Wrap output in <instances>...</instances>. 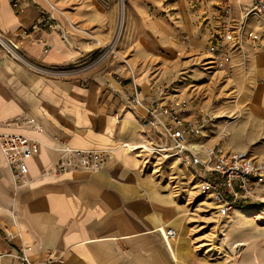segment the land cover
I'll list each match as a JSON object with an SVG mask.
<instances>
[{
    "label": "crops",
    "instance_id": "crops-1",
    "mask_svg": "<svg viewBox=\"0 0 264 264\" xmlns=\"http://www.w3.org/2000/svg\"><path fill=\"white\" fill-rule=\"evenodd\" d=\"M219 1L128 0L118 48L107 53L119 0H28L21 10L0 0V31L45 69L0 46V131L40 144L24 178L0 151V264H17L8 253L21 248L37 264H229L213 257L206 222L196 219L202 194L194 173L139 148L148 141L146 106L125 97L132 80L143 94L177 82L189 101L183 116L214 119L206 145L264 160V18L248 20L260 46L246 44L216 68L202 25ZM232 1L237 16L251 7L250 0ZM41 12L52 13L57 26L39 25ZM68 149L105 151V164L58 172ZM226 217L231 225L245 218L240 209ZM167 228L177 231L169 243Z\"/></svg>",
    "mask_w": 264,
    "mask_h": 264
},
{
    "label": "built area",
    "instance_id": "built-area-1",
    "mask_svg": "<svg viewBox=\"0 0 264 264\" xmlns=\"http://www.w3.org/2000/svg\"><path fill=\"white\" fill-rule=\"evenodd\" d=\"M10 1L16 10H21L23 3L28 0ZM250 1L251 7L244 16L256 14L264 17V0ZM54 18L52 13L41 12L39 25L57 26ZM218 23L222 28L221 37L219 42H211L209 50L216 66L225 68L234 54L232 46L237 41L242 43L244 36V29L233 22L232 0H224ZM37 25L35 27H38ZM62 33L65 34L64 31ZM248 37L254 43L259 39V34L251 30L248 31ZM0 46L34 70L45 71L20 54L16 39L6 36L2 31ZM117 81L125 84L124 79L120 77H117ZM146 96L149 99L146 100ZM125 97L131 106H146L141 123L149 131L148 141L142 143L139 148L152 155L176 159L188 165L195 175L200 193L212 200L220 216L226 217L240 207L264 183V161L245 150H224L204 143L202 138L212 127L214 119L205 112L192 118L183 116L189 109V101L180 95L177 82L154 84L148 94H143L142 87L132 80ZM27 121L32 123L33 119L28 118ZM0 151L14 175L24 178L28 173V160L39 153L40 144L20 133L0 131ZM73 157L78 158L79 164L72 162ZM105 161L106 152L102 150L68 149L67 155L62 156L55 164V170L60 172L71 167L96 170L103 167ZM162 234L164 240L169 243L177 231L167 228ZM9 235L13 237L12 234ZM8 254L16 259L17 264H37L24 248Z\"/></svg>",
    "mask_w": 264,
    "mask_h": 264
},
{
    "label": "rangeland",
    "instance_id": "rangeland-1",
    "mask_svg": "<svg viewBox=\"0 0 264 264\" xmlns=\"http://www.w3.org/2000/svg\"><path fill=\"white\" fill-rule=\"evenodd\" d=\"M127 3L128 0H119V23L115 38L108 47L107 53H114L118 48V43L123 34L124 12L126 11ZM223 4L224 0L219 1L218 12L211 17L209 24L202 25L206 29L208 36H211L207 43L208 49L210 44L219 42L220 40L222 28L217 24H219L218 22L221 18ZM245 12L243 15L237 16L233 9L234 24L236 23L237 26L244 29L242 43L241 41H237L232 46L234 53L241 50L246 44L253 48L259 47L260 40L262 39L255 28L250 27V25L248 26L250 15L244 16ZM259 16L264 18L262 15ZM251 30L259 34V39L254 43L248 37V31ZM212 62L214 63L213 59ZM214 65L216 68H219L216 66V63ZM261 141L264 142V140ZM193 187L194 190H199L198 186L193 185ZM194 203L198 205L197 209L201 212L197 214V221L201 223L205 221L206 223H204L205 226L203 227L206 228V234H211L207 244L216 249L213 257L226 258L229 264H264V183L254 192L251 198L235 209H240L244 213L245 218L242 224L237 221L231 225L228 217L220 216L212 200L203 195L196 196Z\"/></svg>",
    "mask_w": 264,
    "mask_h": 264
}]
</instances>
